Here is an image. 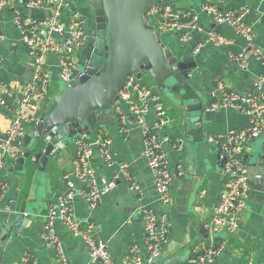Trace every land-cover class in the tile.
<instances>
[{
    "label": "crops",
    "instance_id": "obj_1",
    "mask_svg": "<svg viewBox=\"0 0 264 264\" xmlns=\"http://www.w3.org/2000/svg\"><path fill=\"white\" fill-rule=\"evenodd\" d=\"M25 0H0V137L9 127L17 107V100L25 83L32 77L33 56L21 41V32L14 22L15 11L22 16L45 17L50 7L42 3L33 8L24 5ZM205 0H164L171 3L181 16L195 15L201 30L182 28L172 33H162L164 44L171 48L179 58L194 62L189 69L188 82L191 86L189 96L201 106L196 133L198 139L187 137L183 132V115L175 106L171 93L164 92L155 81L145 74L141 82L151 94L160 98L168 113V124L158 128L154 107L151 104L144 114L149 130L165 153L172 172L175 173L170 186L171 199L164 206L170 223V234L160 250V257L148 263L143 230V209H151L159 215L161 206L155 188L154 172L143 156L145 135L142 127L131 116L128 103L121 102L120 108L126 122L121 124L115 107L105 114L92 129L89 139L95 136L110 138L109 156L105 158L96 147L89 158L98 182L111 180L124 164L131 178L119 176L113 188L100 196L94 206H90L80 193L84 182L74 175V159L77 146L74 140L49 156L41 170L35 171L20 192V200H26L28 214L26 219L12 225L14 234L4 238L0 246V264H21L25 254L32 255L36 264H61L57 252L45 239L43 230L50 203L73 184L75 196L72 209L83 226L93 224L106 242L114 264H123L124 258L133 246H137L145 264H195V256L211 241H219L220 234L211 232V217L220 201L221 190L228 175L223 169L224 156L214 142L219 134L238 131L250 125V116L233 108L207 110L208 92L222 81L225 87L237 94H255L264 101V81L258 90L253 82L264 74V0H210L218 12L245 11L242 22L251 26L253 42L238 34L229 24H216L210 14L202 10ZM69 6L62 9V20L67 21L71 10L80 11L86 18L87 38L78 52V67L84 66L91 42L92 30L89 3L86 0H68ZM190 12L191 14H187ZM224 35L230 43L217 46L208 40V30ZM187 34L188 39L182 40ZM200 45L199 48L197 46ZM255 49L259 54L255 55ZM59 54L46 57L49 84L46 96L39 105V114L46 102L61 89L63 82L59 75ZM242 64L246 66L243 67ZM79 67V68H80ZM197 124V123H196ZM27 124L25 130L31 129ZM126 129V131L124 130ZM188 138V139H187ZM193 138V139H192ZM21 149V147L19 146ZM238 155L246 166L247 174H257L264 178V120L260 133L251 140L239 145ZM256 163V164H255ZM111 164V165H110ZM12 160L7 158L0 169L4 186L0 189V238L5 232L4 224L9 214V202L17 191L16 174L10 171ZM179 172V173H178ZM35 183L34 197H27L29 187ZM19 202L17 207L19 206ZM203 231H207L204 234ZM54 231L60 239L68 264H96L90 261L85 242L71 232L60 220L54 222ZM224 249L213 264H264V192L252 190L246 198V206L240 215L237 229L223 235ZM3 243V241H2Z\"/></svg>",
    "mask_w": 264,
    "mask_h": 264
},
{
    "label": "built area",
    "instance_id": "obj_2",
    "mask_svg": "<svg viewBox=\"0 0 264 264\" xmlns=\"http://www.w3.org/2000/svg\"><path fill=\"white\" fill-rule=\"evenodd\" d=\"M24 5L33 8L42 3L50 7V13L45 17L22 16L15 11L14 22L21 32V41L33 56V68L31 80L24 84L22 92L17 100V107L10 121L5 134L0 137V169L3 168L5 160H13L20 153L18 141L26 130L27 124H34L39 116V105L46 96L49 84V72L46 68V57L51 53L59 54V75L64 83L80 77L82 70L79 69L78 52L87 38V22L83 14L78 10H71L67 21L62 20V9L69 6L68 0H25ZM202 10L210 14L216 24L227 23L238 34L244 36L252 45L253 30L251 26L242 22L246 10L234 12H218L210 0H205ZM147 13L152 18L155 27L162 33H172L182 28L201 30L197 24L196 16H181L179 11L169 2L152 3L147 7ZM208 40L217 46H222L230 41L221 33L212 29L207 31ZM187 34L182 40H187ZM200 45L197 46L199 48ZM255 55L259 50L255 49ZM245 67V64H242ZM264 81V74H260L253 82L256 90ZM119 101L116 102L115 112L122 125L127 121L126 116L121 112L120 103L126 102L131 110V116L139 124L145 135V148L143 156L148 165L153 169L155 188L158 194V201L161 206V213L155 214L151 209H143V230L145 233V247L148 251L146 261L152 262L159 254L161 247L167 242L170 234V223L167 220V213L164 206H167L171 199L170 186L175 173L170 168L165 153L161 150L155 137L145 122L144 114L152 104L158 122V128H163L169 122L165 105L160 98L151 94V91L135 75H129L124 87L119 92ZM207 110L214 111L222 108H233L242 111L250 116V125L238 131H230L219 134L214 138L219 151L224 156L223 169L228 177L225 180L221 198L214 208L211 217V232L219 233V241H211L195 256V264H213L215 258L224 249V234L234 232L239 223V218L246 206L249 184L247 182V169L239 158V145L242 142L254 139L261 131L264 120V101L259 100L255 94H237L225 87L222 81H218L209 92ZM4 103L3 100L0 101ZM126 131V129H124ZM77 146V154L74 159V175L84 182L81 194L92 207L99 200L100 196L109 192L114 186V180L123 176L130 179L131 175L124 164L118 165L117 173L111 180L102 179L98 182L94 170L88 161L96 147L105 158L109 156L110 138L106 136H95L92 139L83 133L73 138ZM111 165V164H110ZM179 173V172H178ZM4 181L0 178V189ZM75 190L72 183L59 195L55 201L50 203L46 223L43 230L45 239L57 252L58 261L61 264H68L63 246L54 231V222L60 220L71 232L82 238L88 250L91 262L96 264H114L108 251L106 242L97 232L96 226L82 223L75 217L72 209V201ZM21 264H36L32 255L25 254L21 258ZM123 264H145L141 258L137 246L130 249V253L124 258Z\"/></svg>",
    "mask_w": 264,
    "mask_h": 264
},
{
    "label": "water",
    "instance_id": "obj_3",
    "mask_svg": "<svg viewBox=\"0 0 264 264\" xmlns=\"http://www.w3.org/2000/svg\"><path fill=\"white\" fill-rule=\"evenodd\" d=\"M86 1L93 12L94 28L89 31L91 46L81 68L82 75L69 83L63 82L61 89L46 102L31 129L19 138L20 153L12 160L9 170L22 173L15 176L18 190L9 202L4 224L6 233L12 225L17 226L26 219L29 206L25 199L20 202L18 199L28 179L75 135H90L97 122L111 113L113 105L119 101V92L129 75L142 79L148 74L164 92H170L173 103L182 111L183 132L187 137L199 138L195 136L200 131L199 116H193L192 112L201 113V106L189 96L192 90L188 82L189 69L195 63L179 58L164 44L162 34L147 13L150 4L164 0ZM247 182V195L252 190L264 192L263 177L248 173ZM34 187L35 183L29 187V199L34 197ZM13 234V230L8 235L3 234L0 246L6 236L11 238ZM160 255L159 252L155 259Z\"/></svg>",
    "mask_w": 264,
    "mask_h": 264
},
{
    "label": "flooded vegetation",
    "instance_id": "obj_4",
    "mask_svg": "<svg viewBox=\"0 0 264 264\" xmlns=\"http://www.w3.org/2000/svg\"><path fill=\"white\" fill-rule=\"evenodd\" d=\"M88 11L90 12L91 22H92L91 24H92V30H93V28H94V21H93L94 20V16H93V12H92V9H91L90 5L88 7Z\"/></svg>",
    "mask_w": 264,
    "mask_h": 264
},
{
    "label": "rangeland",
    "instance_id": "obj_5",
    "mask_svg": "<svg viewBox=\"0 0 264 264\" xmlns=\"http://www.w3.org/2000/svg\"><path fill=\"white\" fill-rule=\"evenodd\" d=\"M79 67H80V66H79ZM79 69H81V67H80Z\"/></svg>",
    "mask_w": 264,
    "mask_h": 264
},
{
    "label": "bare ground",
    "instance_id": "obj_6",
    "mask_svg": "<svg viewBox=\"0 0 264 264\" xmlns=\"http://www.w3.org/2000/svg\"><path fill=\"white\" fill-rule=\"evenodd\" d=\"M18 146H19V144H18Z\"/></svg>",
    "mask_w": 264,
    "mask_h": 264
}]
</instances>
